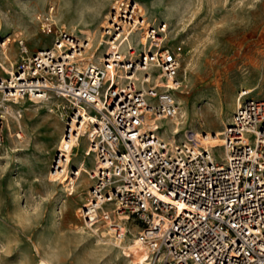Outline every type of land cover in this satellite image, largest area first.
Masks as SVG:
<instances>
[{"label": "built area", "instance_id": "1", "mask_svg": "<svg viewBox=\"0 0 264 264\" xmlns=\"http://www.w3.org/2000/svg\"><path fill=\"white\" fill-rule=\"evenodd\" d=\"M134 15L135 5L115 7L105 32L116 46L108 43L98 61L85 60L87 37L60 32L34 51L18 38V63L0 76V146L21 117L19 99H60L63 138L81 120L86 126L80 136L93 163L77 212L87 227L118 244L137 225L126 247L144 252L145 264H264V98L240 90L219 131L163 138L150 121L178 114L181 46L162 44L159 22L143 28L139 47L120 50L124 24L143 22Z\"/></svg>", "mask_w": 264, "mask_h": 264}, {"label": "rangeland", "instance_id": "2", "mask_svg": "<svg viewBox=\"0 0 264 264\" xmlns=\"http://www.w3.org/2000/svg\"><path fill=\"white\" fill-rule=\"evenodd\" d=\"M123 3L135 5L134 17L143 22L135 21L134 29L124 24L129 34L126 39V33L119 37L120 50L129 44L139 47L143 28L159 22L166 23L162 44L181 46L179 88L174 90L179 111L174 118L161 120L163 138L222 129L240 90L264 98V0H0V62L16 66L18 38L34 51L51 45L60 32L82 38L87 31L91 47L84 57L96 61L108 47V21ZM44 22L50 23L51 31L41 30ZM8 35L10 41H6ZM2 72L0 66V76L7 75ZM59 100L19 99L21 117L18 123L10 120L5 132L0 146V264H37L52 254L59 264H126L131 256L111 245L102 227L89 228L78 215L90 183L87 173L77 180L72 193L61 178L49 181L56 176L50 171L55 170V150L64 132L65 117L54 107ZM175 120L180 123L179 132L172 134L170 122ZM86 143L81 136L74 146L71 169L79 159L85 160L88 169L92 166V156L84 154ZM128 227L125 245L138 229L133 223Z\"/></svg>", "mask_w": 264, "mask_h": 264}, {"label": "bare ground", "instance_id": "3", "mask_svg": "<svg viewBox=\"0 0 264 264\" xmlns=\"http://www.w3.org/2000/svg\"><path fill=\"white\" fill-rule=\"evenodd\" d=\"M155 1H157V0H155ZM156 3V2H155ZM159 3V2H158ZM160 4V3H159ZM147 10H148V8H147ZM146 13V12H145ZM48 16V15H47ZM59 18V17H58ZM62 18V17H61ZM48 19V18H47ZM60 19V18H59ZM106 19V18H105ZM55 20V19H54ZM51 21V20H50ZM69 22H70V20H69ZM55 23V22H54ZM69 24V23H68ZM101 27V26H100ZM84 31V30H83ZM86 31V30H85ZM99 31V30H98ZM87 33H88V36H86L88 39H89V43L91 42V34H90V31H87ZM99 33H100V31H99ZM96 34H98V33H96ZM95 34V35H96ZM100 35V34H99ZM7 40H11L10 39V36L8 35V36H6V41ZM2 43H5V41H2ZM108 43H112L113 44V47H115L116 45H115V42L114 41H109ZM96 55V54H95ZM100 56H101V52L99 53V55H98V59H97V61L99 60V58H100ZM86 57V56H85ZM96 57V56H95ZM94 58V57H93ZM92 58V59H93ZM82 59H84V58H82ZM0 66H1V68H2V70H3V72L2 73H4V74H10V73H12L13 72V68H12V66L11 67H6L2 62H0ZM2 76V75H1ZM178 88H179V86H178ZM251 90V89H250ZM31 102H33V103H38V102H40V101H38V100H31ZM49 106V105H48ZM86 116V115H85ZM171 123V125H170V133H172V134H176L177 132H179V122L178 121H172V122H170ZM166 125V124H165ZM168 125V124H167ZM150 126L151 127H153V128H155V129H161V127H162V125H161V121H157V120H151L150 121ZM85 123H84V119L83 120H81V122L80 123H77V125H76V130H77V132H73L72 134L70 133L69 134V138H59V142H58V145H59V147H58V145H57V147H56V154H55V161H56V165H55V170H54V172H52V171H50L51 172V175H56L55 177H53L52 176V178L50 179L49 178V181L50 180H55V179H57V178H61V180L63 181H66V183L65 184H67L68 186H69V188H72V190L69 192V193H72L73 192V186H74V184L77 182V180L81 177V175L83 174V173H87V171L89 170L87 167H86V164H85V160L84 159H79L78 161H77V163H76V165L74 166V168L73 169H71L70 168V164L72 163V158H71V154H72V151H73V149H74V146H76V145H78L79 144V142H80V139H81V136H80V134L81 135H83V132L85 131ZM216 131H219V129H215ZM84 138V137H83ZM211 142L212 143H220V141H219V139H218V137L215 135H212L211 136ZM83 154V153H82ZM88 156H90L89 154H88ZM87 156V157H88ZM82 157V156H81ZM86 157V156H85ZM75 163V162H74ZM67 172H69V173H67ZM60 174H62V176L63 177H59L60 176ZM60 180V181H61ZM80 183V182H79ZM68 193V194H69ZM76 198V197H75ZM63 202V201H62ZM17 216V215H16ZM12 217H14V216H12ZM19 217V216H18ZM21 217V216H20ZM22 219V218H21ZM20 219V220H21ZM16 220H17V217H16ZM14 222V221H13ZM20 223V222H19ZM79 227H81V226H79ZM13 228V227H12ZM19 228V227H18ZM78 228V227H77ZM80 229V228H79ZM25 230V229H24ZM84 230V229H83ZM89 230V229H88ZM27 231V230H26ZM16 232V231H15ZM22 232V231H21ZM76 232H77V230H76ZM86 232V231H85ZM13 233V232H12ZM78 233V232H77ZM16 234V233H15ZM74 234H76V233H74ZM80 234V233H79ZM82 235H84V233L82 234ZM89 235V234H88ZM13 237V236H12ZM84 237V236H83ZM127 237V236H126ZM20 238V237H19ZM26 238V237H25ZM44 238V237H43ZM81 238V237H80ZM86 238V237H85ZM12 239V238H11ZM20 239H22V238H20ZM13 240V239H12ZM26 240H28V239H26ZM31 240V239H30ZM40 240V242H42L41 241V239H39ZM85 240V239H84ZM19 241V240H18ZM11 242V241H10ZM23 242V241H22ZM27 242V241H26ZM45 242V241H44ZM87 242V241H86ZM103 243H104V241H102ZM107 242V241H106ZM39 243V242H38ZM37 243V244H38ZM42 244V243H41ZM40 244V245H41ZM48 244V243H47ZM53 244V243H52ZM6 246H7V244H5ZM11 245V244H10ZM28 245V244H27ZM111 245H114V246H117V248H119L118 250H121V254L123 253L124 255H130L131 256V259H129V261L126 263V264H145V257H144V252H141V251H137V250H134V252L132 253V250H129V249H127V247H126V245L123 243V242H120V243H118V244H111ZM44 246V245H43ZM47 246H49V245H47ZM5 247V246H4ZM8 247H9V245H8ZM40 247H42V246H40ZM45 247V246H44ZM113 247V246H112ZM6 248V247H5ZM53 248V247H52ZM9 249H11V248H9ZM43 249V248H42ZM110 249H111V247H110ZM8 250V249H7ZM7 250H5L4 249V251H7ZM50 250V249H49ZM52 250V249H51ZM112 250V249H111ZM116 250V249H115ZM10 251V250H9ZM23 251V250H22ZM40 251V250H39ZM109 251V250H108ZM15 252V251H14ZM49 252H51V251H49ZM62 252V251H61ZM34 253V252H33ZM46 253H48V252H46ZM55 253V252H54ZM132 253V254H131ZM19 254V253H18ZM24 254V253H23ZM45 254V253H44ZM58 254V253H57ZM49 255H50V253H49ZM115 255H117V256H119V251H115ZM3 256V255H2ZM27 256H29V255H27ZM37 256V255H36ZM47 256V255H46ZM51 256V258L50 259H46V258H42V259H40L39 261H37L38 263L37 264H59V263H57V262H55V261H53L52 260V257H56V256H53V254L52 255H50ZM49 256V257H50ZM48 257V258H49ZM7 258V257H6ZM24 258H25V256H24ZM129 258V257H128ZM26 259V258H25ZM38 260V259H37ZM125 260V259H124ZM127 260V259H126ZM24 261V260H23ZM19 262V261H18ZM24 263H25V261H24ZM28 263H29V261H28ZM115 263V262H114ZM117 264V263H116Z\"/></svg>", "mask_w": 264, "mask_h": 264}, {"label": "snow or ice", "instance_id": "4", "mask_svg": "<svg viewBox=\"0 0 264 264\" xmlns=\"http://www.w3.org/2000/svg\"><path fill=\"white\" fill-rule=\"evenodd\" d=\"M78 95H79V94H78ZM172 195H173L174 197H176V196H179L180 193H178V192H173ZM161 199H163V197H161ZM184 207H185L184 205H181V208H182V209H184Z\"/></svg>", "mask_w": 264, "mask_h": 264}]
</instances>
